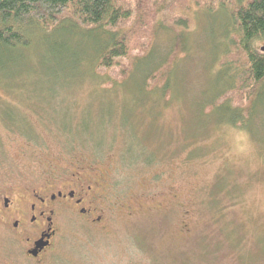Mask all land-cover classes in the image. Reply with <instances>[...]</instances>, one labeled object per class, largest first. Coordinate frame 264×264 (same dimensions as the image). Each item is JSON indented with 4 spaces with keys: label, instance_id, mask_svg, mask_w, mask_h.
Segmentation results:
<instances>
[{
    "label": "rangeland",
    "instance_id": "rangeland-1",
    "mask_svg": "<svg viewBox=\"0 0 264 264\" xmlns=\"http://www.w3.org/2000/svg\"><path fill=\"white\" fill-rule=\"evenodd\" d=\"M188 15L185 52L173 67L184 93L168 101L169 95L164 98L156 89L141 106L127 80L145 79L140 69L153 70L167 60L175 33L170 29H159L147 59L113 85L85 72L92 70L88 65L98 54L93 47L99 35L89 37L69 22L59 27L69 28V34L31 38L28 47L15 51L14 60L0 70V179L30 171L28 153L19 152L29 145L105 170L112 197L130 198L133 212H141L116 222L115 234L123 242L115 246L113 264L132 259L264 264V84L255 97V116L241 118L240 127L216 117L205 101L204 113L197 110L190 102L201 100L199 92L228 45L225 31L210 34L209 27L230 21L222 10L208 12L194 4ZM195 132L190 140L196 142L189 145L186 136ZM65 141L77 143L78 150L59 153ZM157 203L166 206L157 209ZM118 207L112 212H121Z\"/></svg>",
    "mask_w": 264,
    "mask_h": 264
},
{
    "label": "trees",
    "instance_id": "trees-1",
    "mask_svg": "<svg viewBox=\"0 0 264 264\" xmlns=\"http://www.w3.org/2000/svg\"><path fill=\"white\" fill-rule=\"evenodd\" d=\"M191 4L208 12L222 10L230 22L209 27L210 34L215 29L225 31L228 45L212 80L199 92L201 100L190 103L204 113L203 104L207 102L213 108L211 113H218L216 117H226V124L240 127L241 118L254 115L255 97L264 86V0H0V70L5 71L14 60L12 54L28 47L31 38H50V33L69 34V28H59L69 22L89 33V37L99 35L98 46L93 47L98 54L93 64L88 65L92 70L85 72L91 71L99 79L106 77V84L113 85L128 79L141 60L147 59L158 30L164 28L175 31L167 60L153 70L139 68L146 74L145 79L127 80V88L141 106L147 104L143 101L145 95L156 89L163 92L164 98L169 95L167 101L179 98L184 92L173 67L185 52L184 32L191 21L188 15ZM258 42L263 44L256 45ZM214 49L215 43L210 52ZM67 65L73 70L72 64ZM7 74L23 85L13 72ZM229 108L235 111L234 116H229L232 113ZM196 132L186 136L189 145L196 142L190 140ZM212 203L217 202L213 199Z\"/></svg>",
    "mask_w": 264,
    "mask_h": 264
},
{
    "label": "flooded vegetation",
    "instance_id": "flooded-vegetation-1",
    "mask_svg": "<svg viewBox=\"0 0 264 264\" xmlns=\"http://www.w3.org/2000/svg\"><path fill=\"white\" fill-rule=\"evenodd\" d=\"M37 150L19 151L33 163L27 174L0 179V264H113L115 246L123 242L116 222L141 212H133L130 198L112 197L107 172L95 164ZM77 150L65 141L58 152ZM117 205L121 212H112ZM165 206L157 203V209Z\"/></svg>",
    "mask_w": 264,
    "mask_h": 264
},
{
    "label": "water",
    "instance_id": "water-1",
    "mask_svg": "<svg viewBox=\"0 0 264 264\" xmlns=\"http://www.w3.org/2000/svg\"><path fill=\"white\" fill-rule=\"evenodd\" d=\"M262 50H264V48H262Z\"/></svg>",
    "mask_w": 264,
    "mask_h": 264
}]
</instances>
